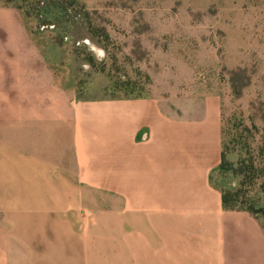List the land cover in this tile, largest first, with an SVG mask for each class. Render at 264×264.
I'll return each mask as SVG.
<instances>
[{
    "label": "crops",
    "instance_id": "0c3cea01",
    "mask_svg": "<svg viewBox=\"0 0 264 264\" xmlns=\"http://www.w3.org/2000/svg\"><path fill=\"white\" fill-rule=\"evenodd\" d=\"M222 153L219 94L83 100L0 5V264H264Z\"/></svg>",
    "mask_w": 264,
    "mask_h": 264
},
{
    "label": "rangeland",
    "instance_id": "374dc122",
    "mask_svg": "<svg viewBox=\"0 0 264 264\" xmlns=\"http://www.w3.org/2000/svg\"><path fill=\"white\" fill-rule=\"evenodd\" d=\"M8 4L81 99L217 93L230 167H264V0H0ZM60 4L63 22L51 14ZM212 178L247 191L264 182L221 165Z\"/></svg>",
    "mask_w": 264,
    "mask_h": 264
},
{
    "label": "trees",
    "instance_id": "16d2710c",
    "mask_svg": "<svg viewBox=\"0 0 264 264\" xmlns=\"http://www.w3.org/2000/svg\"><path fill=\"white\" fill-rule=\"evenodd\" d=\"M49 4V3H48ZM50 8L48 9H53L55 5L49 4ZM16 6V5H14ZM20 9L19 6H16ZM48 9H46L48 11ZM69 10L68 6H66L65 4L62 5H58L57 8L55 10H51V14L53 15V17H57V20L59 21H64L65 17H66V13ZM226 142L223 141V153H222V161H221V168L224 171H231L233 170L234 173L237 176H242L243 178H245L247 175H255L256 179L257 178H262L264 176V167L259 166V164H255V162H251L250 167H247L243 164H239L238 168H232L230 167V163L227 161L226 158ZM262 171V172H261ZM243 182L240 184V186L238 188H232L228 185L224 187H219L221 192H222V196H223V203H224V207L226 209H231V210H244V211H248L249 213H251L252 215L256 216L257 218H264V207L260 206L259 204H256L255 202V194L256 191L257 192H263L264 193V182L261 183L259 186V189L257 190H244L243 188ZM255 191V192H253Z\"/></svg>",
    "mask_w": 264,
    "mask_h": 264
}]
</instances>
